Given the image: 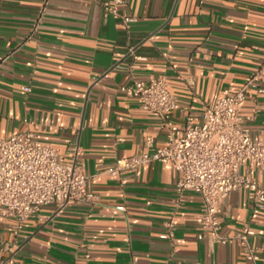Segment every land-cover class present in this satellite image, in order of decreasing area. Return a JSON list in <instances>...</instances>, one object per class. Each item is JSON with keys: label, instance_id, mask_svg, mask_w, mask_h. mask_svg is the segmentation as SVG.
<instances>
[{"label": "crops", "instance_id": "crops-1", "mask_svg": "<svg viewBox=\"0 0 264 264\" xmlns=\"http://www.w3.org/2000/svg\"><path fill=\"white\" fill-rule=\"evenodd\" d=\"M48 1L32 35L43 0H0V137L33 131L82 166L97 199L45 207L19 234L0 221V264H254L235 242L199 239L202 199L177 194L169 164L107 171L143 152L147 137L162 147L167 136L120 86L165 78L180 105L173 122L201 120L223 89L239 90L263 68L264 0H129L120 8L134 19L128 28L105 13L106 0ZM259 84L241 109L254 138L264 137V76ZM218 220L222 235L248 224L255 264H264V210L251 192H233Z\"/></svg>", "mask_w": 264, "mask_h": 264}, {"label": "built area", "instance_id": "built-area-1", "mask_svg": "<svg viewBox=\"0 0 264 264\" xmlns=\"http://www.w3.org/2000/svg\"><path fill=\"white\" fill-rule=\"evenodd\" d=\"M128 1L103 3L105 13L122 18L126 28L134 21L120 14ZM48 4L43 0L32 35L39 32ZM262 76L264 65L256 75L248 76L239 90L223 89L201 120L191 118L183 126L173 122L180 105L165 78L149 82L132 78L120 86V91L159 116L167 132L166 142L157 147L155 139L147 137L143 152L118 160L107 171L125 177L153 162L169 164L178 174L177 194L192 192L202 199L199 224L203 233L199 239L207 236L224 245L235 242L254 264L260 256L251 243L252 229L246 224L238 232L222 235L218 215L225 200L238 190L251 192L255 207L264 210V137L254 138L247 125L251 118L241 115L248 99L263 92L259 84ZM24 91L31 89L25 87ZM89 179L76 160L64 162L56 148L38 140L29 129L0 137V221L15 222L16 234L26 223L38 219L45 207L62 211L72 205L94 204L97 197L88 191ZM118 210L124 211L125 207L119 206ZM172 237L171 230L161 236Z\"/></svg>", "mask_w": 264, "mask_h": 264}]
</instances>
